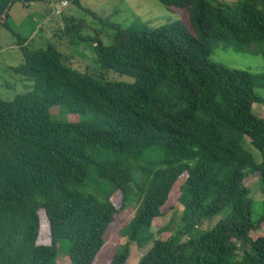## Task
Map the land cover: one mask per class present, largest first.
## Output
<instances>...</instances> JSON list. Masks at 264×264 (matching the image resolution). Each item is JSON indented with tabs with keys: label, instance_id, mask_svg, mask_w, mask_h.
<instances>
[{
	"label": "trees",
	"instance_id": "obj_1",
	"mask_svg": "<svg viewBox=\"0 0 264 264\" xmlns=\"http://www.w3.org/2000/svg\"><path fill=\"white\" fill-rule=\"evenodd\" d=\"M68 1L81 9L79 0ZM156 1L185 11L190 28L182 20L122 27L86 10L113 31L104 45L98 33L82 37L70 18L66 31L90 41L94 77L71 68L56 46L29 48L16 37L24 61L11 71L33 88L0 100V264H54L63 241L70 264H92L116 215L131 206L119 236L139 249L152 243L137 264H264V236L251 237L264 224V117L253 113V105L264 106L257 93L264 73L209 60L222 43L243 54L262 47L264 61V0ZM46 2L0 0V25L12 32V5ZM110 73L131 81H110ZM54 108L91 119L53 121ZM248 172L262 195L256 220ZM90 184L95 193L86 191ZM177 186V230L154 239L152 224Z\"/></svg>",
	"mask_w": 264,
	"mask_h": 264
},
{
	"label": "rangeland",
	"instance_id": "obj_2",
	"mask_svg": "<svg viewBox=\"0 0 264 264\" xmlns=\"http://www.w3.org/2000/svg\"><path fill=\"white\" fill-rule=\"evenodd\" d=\"M216 1L228 5L238 2L237 0ZM79 3L81 9L69 1V6L61 17H53L46 3L31 4L28 7L18 3L11 7L8 12L7 24L13 33L0 25V100L10 102L16 96L25 94L33 88L32 81L11 71V68L18 67L24 61L16 46L17 36L25 39H29L31 36L32 38L27 43L29 48L45 49L49 44L56 46L65 55L66 63L71 68L94 77V74L99 71V67L92 52L90 41L80 42L72 31H66V28L71 25L70 18L73 19V25L81 24L80 34L82 37L91 39L98 33L104 45L110 44L113 31L94 20L92 16L86 13V10L99 18L108 19L110 23L122 27H127L134 20H138L148 29H156L182 20L190 28L188 15L185 11L167 9L156 0H79ZM37 13L40 14L37 15ZM255 49L253 53L243 54L235 52L231 47H225L222 43H217L211 50L209 60L230 69L261 74L264 73L262 47ZM107 76L110 81H131L127 77H120L113 73ZM257 93L264 95V92L260 90H257ZM253 113L258 117H264V106L253 105ZM90 119V116L68 114L61 108H54L52 112V120L63 123L89 122ZM248 150L251 151L255 162L259 163L261 161L259 152L251 146L248 147ZM248 173L244 184L250 190L252 218L256 220L262 212V195L257 176L252 175L251 172ZM178 187L173 189L167 203L162 208L163 216L156 219L152 224L150 231L154 235V239L166 240L177 230L182 209L176 200L179 194ZM85 188L87 192L95 193L93 184ZM134 211L135 208L131 206L116 215L107 242L92 264H109L115 255L125 251L128 253L126 264H137L139 259L150 249L151 242L143 249H139L135 244L130 243L126 237L119 236V229L131 219ZM219 219V215L215 216L208 224H203L200 229L206 230L207 227H213ZM258 236H264V224L258 231L251 232L253 239ZM45 237L46 234L41 238L44 239L42 243L47 242V237L46 239ZM67 248L68 243L66 241L60 243V251L54 264H70Z\"/></svg>",
	"mask_w": 264,
	"mask_h": 264
},
{
	"label": "built area",
	"instance_id": "obj_3",
	"mask_svg": "<svg viewBox=\"0 0 264 264\" xmlns=\"http://www.w3.org/2000/svg\"><path fill=\"white\" fill-rule=\"evenodd\" d=\"M46 5L51 10L53 17H61L69 6L68 0H47Z\"/></svg>",
	"mask_w": 264,
	"mask_h": 264
},
{
	"label": "crops",
	"instance_id": "obj_4",
	"mask_svg": "<svg viewBox=\"0 0 264 264\" xmlns=\"http://www.w3.org/2000/svg\"><path fill=\"white\" fill-rule=\"evenodd\" d=\"M16 4H18V3H16ZM14 5H15V4H14ZM12 6H13V5H12ZM10 9H11V8H10ZM9 11H10V10H9ZM38 14H40V13H37V15H38ZM39 16H40V15H39ZM30 38H32V37L30 36L29 39H30ZM29 39H27V41H28ZM27 43H28V42H27Z\"/></svg>",
	"mask_w": 264,
	"mask_h": 264
}]
</instances>
